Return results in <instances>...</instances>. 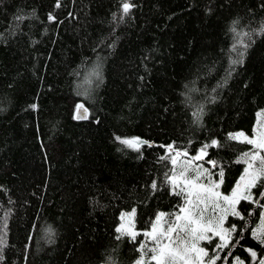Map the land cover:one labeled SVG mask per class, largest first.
Instances as JSON below:
<instances>
[{"label":"trees","instance_id":"1","mask_svg":"<svg viewBox=\"0 0 264 264\" xmlns=\"http://www.w3.org/2000/svg\"><path fill=\"white\" fill-rule=\"evenodd\" d=\"M262 26L264 0H0V264H133L140 232L182 204L170 145L207 146L230 194L254 151L230 135L264 110ZM251 192L206 259L264 257V177ZM131 209L135 239L117 232Z\"/></svg>","mask_w":264,"mask_h":264},{"label":"snow or ice","instance_id":"2","mask_svg":"<svg viewBox=\"0 0 264 264\" xmlns=\"http://www.w3.org/2000/svg\"><path fill=\"white\" fill-rule=\"evenodd\" d=\"M59 6V5H57ZM132 5L125 2L123 4V13L126 15L130 11ZM49 19H54L53 17H49ZM235 31V29H233ZM261 32H264V26L261 28ZM245 35H249L245 33ZM241 45L246 49L248 47L247 44H244L243 41L240 42ZM233 50H235V45L233 46ZM242 57L243 52L239 53ZM237 60H233L232 63H237ZM34 107V106H33ZM83 108V105H77V110L79 112L80 109ZM86 111V110H85ZM76 118H80L78 115ZM243 137L244 142L251 144L254 146L257 151H254L251 155L249 153H245L246 163L248 167L245 169V176L241 177V181H245L247 177V181L243 184V188L245 191L250 190V188L256 185V182L264 177V155H261V152L264 151V132L259 133L258 138L249 139L244 136L243 133H237L234 135H230V139L238 140ZM121 143L127 146H134L141 143L139 140H122ZM217 142L213 141L212 144L215 145ZM171 145L169 148L171 149ZM207 146H205L206 148ZM205 148L200 150V153L187 160L179 161L177 157L184 156L187 157L188 153H180L176 152L175 156L170 157L171 162L174 166L178 163L180 165L181 171L179 173L180 181L183 183V187H181L180 181L177 180V177L173 176L172 183L174 187H180L181 192H184L185 188H188V199L186 200V207H182L180 209V213L175 216V220L171 221L167 224V227L164 226V218L165 214L160 213L156 217L155 223L152 225V229L150 232L144 233V235L150 237L155 243V247L150 249L152 253L151 261H154L155 264H205L204 257H208V253L203 249L198 247L199 241L208 239L205 235L207 232L213 231V221L209 219L207 223L204 222V212L208 210V203L211 202L214 207H219V204L216 202L218 199H223L233 206V215H239L238 212L235 211L234 205L239 201V199H249V195H244L240 192L241 184H237V189L233 190L232 197H221L220 194L214 191L215 188H218L219 185L213 183L209 180L208 185H200L197 183L200 177L204 175L199 168H193V161L200 160L206 155ZM166 157H162L165 159ZM258 166H256V162ZM215 166V162H212ZM195 172L196 175L194 177H189V172ZM220 176L223 177V172L221 171ZM222 182V181H221ZM153 188L156 187L155 183L152 185ZM179 194V193H178ZM203 205V207H201ZM134 214V210H133ZM243 218V217H241ZM262 221H264V216L261 217ZM222 223V219H221ZM123 227V226H122ZM122 227L117 228V232H122ZM235 229L233 228L232 231ZM229 230L222 229V232L225 234H220V239L223 241L222 244L217 247H227V232ZM264 232V226L261 229L254 232V236L260 238V233ZM132 239H135L136 233L130 232ZM183 234V236L181 235ZM3 243V240L0 239V244ZM261 243H264V239H261ZM144 247L143 245L141 246ZM250 251V254L253 258H255L256 253L254 251ZM219 257H209L207 264H216V260ZM238 264H243V262L239 261L237 258ZM137 264H141V261H138ZM259 264H264V259L260 260Z\"/></svg>","mask_w":264,"mask_h":264},{"label":"rangeland","instance_id":"3","mask_svg":"<svg viewBox=\"0 0 264 264\" xmlns=\"http://www.w3.org/2000/svg\"><path fill=\"white\" fill-rule=\"evenodd\" d=\"M261 132H264V110L258 112L256 126L254 128L253 135H251L249 137L246 136V135H244V136L248 137L249 139H256V138H258L259 133H261ZM237 133H240V132H235V133H233V135L237 134ZM240 139H243V137H241ZM167 149L169 150L171 157L175 156L176 152H180V153L186 152V151H182V150H175V149H172V148L170 149L169 146L167 147ZM254 151H257V149L254 148ZM199 153H200V151L198 153H196V154H193V155L188 153L187 157L180 156V157H177V160L179 162V161L191 159V158L197 156ZM263 154H264V151L261 152V155H263ZM204 157H205V155L203 156L202 159L193 161V168H199L200 171H202L204 173V175H202L200 177V179H199V181H197V183L200 184V185H208L209 184V180H211L213 183L220 185V180L217 179L216 174H214V172H213L212 163L211 162H209L207 164L204 163L203 162ZM258 163L259 162L257 161L256 162V166H258ZM247 167H248V164L246 163L242 176H245V169ZM180 171H181V168H180L179 163L176 166L173 165V172H172L171 178L173 176H175V177H177V180L180 181V177H179ZM195 175H196L195 172H191L190 171L188 173L189 177H194ZM241 177H240V179L238 181V183L241 184L240 192L242 194H244V195H249L250 196L249 199H251V197H252L251 189L252 188H250V190L245 191L244 188H243V184L247 181V177L245 178V181H241ZM171 178H170L171 187H172L173 190H175L176 192H178L181 195L182 204L180 205L179 209L177 211H175V212H172V213H169V214L161 212V211L158 212L156 214L155 218L153 219V221L151 222L150 226L147 229H145L142 232H140L141 234H140L139 247H140V250H141V254H140V257L133 264H137L138 261H141V264H149V262H150L151 255H152V253L150 252V249L155 247V243L153 242V240L150 237L144 235V233L151 231L152 225H153V223H155L156 217L158 216V214H160V213H164L165 214L164 226L166 228L167 224L169 222L175 220V216L176 215L181 214L180 213V209L182 207H186L187 206L186 200L188 199V191H189V189L185 188L184 192H181L180 187H174L173 186ZM180 184H181V187H183L182 181H180ZM237 184H236V186L234 187L233 190L237 189ZM214 191L218 192L221 197L227 196V197L231 198L232 194H233V191L230 194H224L220 190V186L218 188H215ZM216 202L219 204V207H214L213 204L211 202H209L208 203V210L206 212H204V222L207 223V221L209 219H211L213 221V225H212L213 231L205 233V235L208 237V239L201 240V241H199V244H198V247L203 248L207 253H208V250H209V245H210L209 241L211 240V238L215 237V238L218 239L219 244L223 243V241H221V239H220V235H218L217 233L225 234V233L222 232V229H225L224 225H223L224 220L226 218V215L233 211V206L230 205L228 202L224 201L222 198L218 199ZM201 207H203V205H201ZM133 210L134 209L121 212L119 228H121L123 226L122 227V232H126V233L134 232V233H136V236H137L138 235V231L135 229V211H134V214H133ZM262 216H264V205H263V208H262L261 217ZM221 219H222V223H221ZM262 226H264V221H262V219L260 218V221H259V224H258V226L256 228V231L261 229ZM262 234H264V232L260 233L259 235L262 236ZM181 235L183 236V234H181ZM226 236H227V241H228L229 240L228 233L226 234ZM204 242H205V244H204ZM142 245L144 246L143 248L141 247ZM217 256H219V252L215 251V253L212 256V258L217 257ZM262 259H264V257ZM204 261H205V264H207L208 259H206V257H204ZM239 261H241L240 258H239ZM151 264H155V262L151 261ZM232 264H238L237 257H233L232 258Z\"/></svg>","mask_w":264,"mask_h":264},{"label":"water","instance_id":"4","mask_svg":"<svg viewBox=\"0 0 264 264\" xmlns=\"http://www.w3.org/2000/svg\"><path fill=\"white\" fill-rule=\"evenodd\" d=\"M85 110H86V109H85V107L83 106V108L80 109L79 112H78V110L76 111V117H77L78 115L80 116V118H77V119H84V118L87 117V110H86V111H85ZM149 144L152 145V144H154V142H149Z\"/></svg>","mask_w":264,"mask_h":264}]
</instances>
